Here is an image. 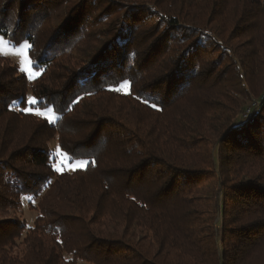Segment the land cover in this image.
Returning <instances> with one entry per match:
<instances>
[{
	"label": "trees",
	"instance_id": "trees-1",
	"mask_svg": "<svg viewBox=\"0 0 264 264\" xmlns=\"http://www.w3.org/2000/svg\"><path fill=\"white\" fill-rule=\"evenodd\" d=\"M0 34L40 72L0 55V264H264V0H0Z\"/></svg>",
	"mask_w": 264,
	"mask_h": 264
},
{
	"label": "rangeland",
	"instance_id": "rangeland-1",
	"mask_svg": "<svg viewBox=\"0 0 264 264\" xmlns=\"http://www.w3.org/2000/svg\"><path fill=\"white\" fill-rule=\"evenodd\" d=\"M257 1H259L260 3L262 2V0ZM28 51L29 47L27 43H22L18 45L10 42L3 35L0 34V55L9 58L14 64L18 66L19 69L21 67L25 68L26 71L19 70L20 74L24 75L29 82H33L40 75V72L36 71L33 68ZM38 114L42 115V113L39 111ZM53 118L54 116H50V119ZM51 147L55 158V168L56 170L59 169L57 170L58 172H73L75 169L83 167L85 165L83 162L70 164L66 157L62 154L56 141L52 142ZM19 216L22 220L25 221L27 226L30 227L34 223V220L37 216V211L33 209L27 201H25L24 208L19 214Z\"/></svg>",
	"mask_w": 264,
	"mask_h": 264
},
{
	"label": "snow or ice",
	"instance_id": "snow-or-ice-1",
	"mask_svg": "<svg viewBox=\"0 0 264 264\" xmlns=\"http://www.w3.org/2000/svg\"><path fill=\"white\" fill-rule=\"evenodd\" d=\"M19 70H21V71H26V69L23 68V67H21ZM153 107H155V105H153ZM57 170H59V169H57Z\"/></svg>",
	"mask_w": 264,
	"mask_h": 264
}]
</instances>
